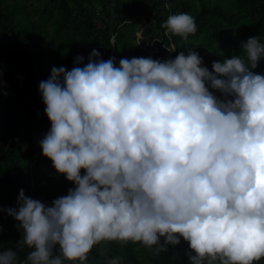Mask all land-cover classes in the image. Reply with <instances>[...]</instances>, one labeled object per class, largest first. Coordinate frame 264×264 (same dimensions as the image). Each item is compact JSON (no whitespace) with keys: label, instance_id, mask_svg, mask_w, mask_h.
Instances as JSON below:
<instances>
[{"label":"clouds","instance_id":"clouds-1","mask_svg":"<svg viewBox=\"0 0 264 264\" xmlns=\"http://www.w3.org/2000/svg\"><path fill=\"white\" fill-rule=\"evenodd\" d=\"M161 27L185 40L197 31L188 13ZM241 47L245 56L211 70L193 48L118 64L93 49L87 63L53 67L38 83L50 122L38 144L73 187L50 204L20 189L16 206L0 209L21 233L0 264H89L108 242L159 255L181 240L188 264L264 258V74L253 71L264 44L253 36Z\"/></svg>","mask_w":264,"mask_h":264},{"label":"trees","instance_id":"trees-1","mask_svg":"<svg viewBox=\"0 0 264 264\" xmlns=\"http://www.w3.org/2000/svg\"><path fill=\"white\" fill-rule=\"evenodd\" d=\"M179 13L192 15L197 25L187 40L165 35L161 27ZM253 36L264 44V0H0V209L15 207L20 189L50 204L73 187L38 144L50 127L38 83L53 67L71 70L78 56L87 63L93 49L118 64L121 58L166 59L193 48L211 70L213 61L245 56L241 45ZM173 45L176 51L168 52ZM253 71L264 74V58ZM18 223L0 211V250H15ZM187 249L181 240L154 255V247L139 242H108L95 245L88 262L106 264L119 256L121 264H188ZM28 251L19 254L21 260Z\"/></svg>","mask_w":264,"mask_h":264},{"label":"rangeland","instance_id":"rangeland-1","mask_svg":"<svg viewBox=\"0 0 264 264\" xmlns=\"http://www.w3.org/2000/svg\"><path fill=\"white\" fill-rule=\"evenodd\" d=\"M138 34V33H137Z\"/></svg>","mask_w":264,"mask_h":264}]
</instances>
